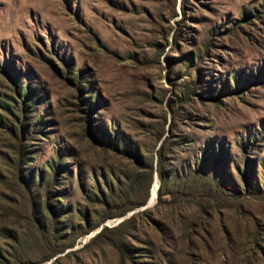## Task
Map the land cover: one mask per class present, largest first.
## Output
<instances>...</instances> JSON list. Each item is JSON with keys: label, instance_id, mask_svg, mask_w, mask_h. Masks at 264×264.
Wrapping results in <instances>:
<instances>
[{"label": "rangeland", "instance_id": "374dc122", "mask_svg": "<svg viewBox=\"0 0 264 264\" xmlns=\"http://www.w3.org/2000/svg\"><path fill=\"white\" fill-rule=\"evenodd\" d=\"M79 71L98 98L96 127L131 142L145 164L167 139L169 179H178L164 188L169 195L162 203L153 175L152 207L144 209L146 202L100 223L105 212L93 194L107 195L105 184L119 187L140 175L138 202L148 175L84 138V114L74 106L71 83ZM9 74L32 91L35 119L45 120L43 133L30 141L27 169L48 180L52 159L66 167L56 197L65 209L59 236L61 244H75L41 261L56 243L34 228L25 193L0 164L6 179L0 184V249L8 258L33 264H264V0H0V98L13 104ZM7 133L0 125V162L13 155ZM196 167L216 175L228 197L223 206L206 203L200 191L211 183L209 175L180 178ZM84 211L87 226L95 227L87 234L81 233ZM127 219V226L96 239L103 227L115 229ZM121 235L128 259L110 243Z\"/></svg>", "mask_w": 264, "mask_h": 264}, {"label": "trees", "instance_id": "16d2710c", "mask_svg": "<svg viewBox=\"0 0 264 264\" xmlns=\"http://www.w3.org/2000/svg\"><path fill=\"white\" fill-rule=\"evenodd\" d=\"M259 13H255V16L258 17ZM245 16V13H244ZM216 29H213V32ZM51 62V61H49ZM54 67V65H52ZM66 66L67 65L66 63ZM55 70L60 72L56 67ZM67 73L68 74V69ZM70 73V72H69ZM82 72L77 73V77L71 81L73 87L76 89V99L78 103L74 104L79 111H82L84 114L82 131L84 138L88 139L90 144L104 152H112L117 155H122L126 157L139 171H147V182L144 189L142 199H139L138 202L136 199L137 192L142 183V176L135 175L131 179H127L125 185L121 184L119 187H114L112 184H108L106 189H108L107 195L100 190V196L93 194L94 200L96 199L104 209V216L101 218L102 223L106 219L118 218L125 216L129 211H132L136 208L142 207L146 204L150 196V188L153 181V175L157 176L160 182V188L158 189V204L162 203L168 193H165L164 188L170 186L171 183L177 181V177L169 179L170 173L167 169V163L165 158V140L162 142L158 150L155 152V156L151 158L147 164H145L143 155L137 150L131 142H124L119 140L115 133H109L107 131L101 130L99 127H96L93 122L94 118L92 117V112L94 108L98 107V98L92 96L83 85L84 77ZM10 78L14 82V89L11 90L12 94L7 98L11 100L13 104H8L0 98V109L4 111L7 115H10L12 119L7 116L0 114V125L3 126L8 131L10 139L13 141L10 144V149L13 155L8 159H5L0 162L3 167L12 173L14 177V182L22 192H24L27 204L29 207L30 215L34 219V228L42 232L40 235H50L53 241L56 244H53V251L43 258L41 261L49 260L57 254L62 253L65 249L72 247L75 244V239H72L68 244H61L62 237L59 236V227L63 222L60 221L62 214H65V209L60 208L59 201H56V197L60 195L61 190H59L58 185L60 184V174L63 173L66 167H64L63 160H51L49 163V173L50 177L47 180L42 171H34L27 169L28 157L30 154L29 148L33 146L30 141L37 134H41L45 128V120L43 117L36 118L35 114L37 113V104L38 100L33 96L32 91L28 87H21L18 81H16L15 76L9 74ZM75 75V74H73ZM199 79V77H197ZM222 93V92H221ZM85 94L89 96H84ZM13 95V96H12ZM16 97V100L14 98ZM24 119L27 122H24ZM161 138V137H160ZM246 158V156H245ZM248 158L245 161V167L248 165ZM145 164V166H144ZM1 165V166H2ZM38 173V174H37ZM209 175L211 183L207 185H201L200 191L203 193V197L206 200V203L215 201L218 207L223 206L222 202H225L228 198L222 190L221 186L218 184L216 175L213 173H204L203 169H194L187 176H181L180 178L185 179L186 181L192 180L196 181L198 176L205 177ZM180 179V181L182 180ZM5 177L0 173V184L5 183ZM99 190V186H97ZM87 198V197H86ZM88 199V198H87ZM91 199V198H89ZM92 201V200H91ZM93 202V201H92ZM205 204V203H204ZM204 204H200V207L203 209ZM87 211H84V230L82 234H87L94 230L95 227L87 226ZM45 213L47 217V223L45 224L43 230H41L42 225V214ZM38 215V217H37ZM42 218H40V217ZM43 221V225H44ZM130 222V219L123 221L115 229L103 227L101 231L96 236V239L104 237L108 232L112 230H120L121 228L127 226ZM68 236V235H67ZM60 239V240H58ZM69 239V238H67ZM122 235L119 237L118 242H110L119 252L122 258L128 259V250L126 246L123 245ZM130 254V252H129ZM8 255L5 251L0 249V264H33L30 261H26L24 257L11 255L12 258H8ZM9 256V255H8Z\"/></svg>", "mask_w": 264, "mask_h": 264}, {"label": "water", "instance_id": "95a60500", "mask_svg": "<svg viewBox=\"0 0 264 264\" xmlns=\"http://www.w3.org/2000/svg\"><path fill=\"white\" fill-rule=\"evenodd\" d=\"M154 179L157 180V176H156V174H155ZM157 190H158V188H157ZM155 198H157V194H156V197H155ZM155 202H156V199H155ZM154 204H155V203H154ZM154 204H149V202H147V204H146V206L144 207V209L150 208V207H152Z\"/></svg>", "mask_w": 264, "mask_h": 264}]
</instances>
